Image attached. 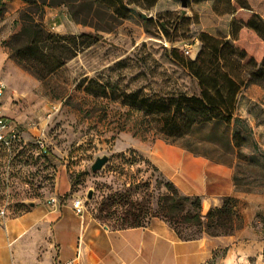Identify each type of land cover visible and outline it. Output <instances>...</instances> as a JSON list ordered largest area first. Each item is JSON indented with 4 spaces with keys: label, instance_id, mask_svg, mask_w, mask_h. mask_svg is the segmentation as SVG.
I'll return each mask as SVG.
<instances>
[{
    "label": "rangeland",
    "instance_id": "1",
    "mask_svg": "<svg viewBox=\"0 0 264 264\" xmlns=\"http://www.w3.org/2000/svg\"><path fill=\"white\" fill-rule=\"evenodd\" d=\"M150 1L134 0L123 20L111 19L110 11L100 7L91 20L98 30L83 25V31L101 38L44 80L12 59L0 67L5 87L0 116L13 131L3 134L16 133L8 145L0 146V221L20 214L30 202L44 205L57 198V182L66 178L70 191L57 200L82 198L85 211L109 228L118 226L115 219L135 201L146 211L141 213L145 224L151 213L161 215L166 188L158 169L140 153L143 145L151 149L163 140L187 141L203 153L235 161V191L228 204L232 230L221 235L230 241L220 244L211 259L201 264H264V76L257 74L242 87L234 111L236 123L197 124L186 131L189 137H177L171 124L180 115L178 101L181 95L197 96L199 88L196 79L167 56L168 50L175 49L194 60L202 46L201 35L230 37L232 19L246 21L251 13L264 19V0H247L251 11L233 13H225V0H188L187 7H181L179 0H156L149 6ZM1 3L0 35L7 37L20 23L18 15L4 16ZM59 6L69 14L66 5ZM42 24L52 32L48 23ZM11 35L0 38L5 50L3 42ZM184 44L191 55L183 52ZM234 45L257 64L264 57V41L245 26ZM38 140L44 143L45 153ZM103 155L108 161L92 172L95 158ZM101 203H112L116 212L100 211ZM204 207L201 203L203 222L212 209ZM204 228L183 225L180 235L209 236Z\"/></svg>",
    "mask_w": 264,
    "mask_h": 264
},
{
    "label": "crops",
    "instance_id": "2",
    "mask_svg": "<svg viewBox=\"0 0 264 264\" xmlns=\"http://www.w3.org/2000/svg\"><path fill=\"white\" fill-rule=\"evenodd\" d=\"M1 1L4 16H17L26 5L23 0ZM62 10L60 6H45L43 23H48L54 33H84L83 25ZM18 27L16 22L11 34ZM9 35L0 38L7 39ZM225 38L230 39L227 35ZM10 62L7 50L0 45V67ZM238 99L239 94L236 102ZM197 146L187 141L163 140L151 149L143 145V153L139 149L138 152L179 193L199 197L203 210L205 204L209 208L219 207L235 191V161L215 158ZM69 191L70 181L61 178L54 195L59 198ZM229 241L228 236L182 240L159 217L149 219L143 226L113 229L98 222L88 211L77 215L70 200L59 199L54 206L29 205L20 214L0 221V264H201L211 259L220 244Z\"/></svg>",
    "mask_w": 264,
    "mask_h": 264
},
{
    "label": "trees",
    "instance_id": "3",
    "mask_svg": "<svg viewBox=\"0 0 264 264\" xmlns=\"http://www.w3.org/2000/svg\"><path fill=\"white\" fill-rule=\"evenodd\" d=\"M1 1V0H0ZM26 5L18 12L19 29L15 31L7 42H3L8 56L24 70L39 80H44L61 68L68 60L77 56L85 48L97 42L101 36L92 33L78 35H59L48 31L42 24L45 6L66 5L70 17L75 23L89 25L98 30L91 22L97 16L100 7L110 11L114 20H123L128 15L127 5L134 0H24ZM156 0H151L152 6ZM225 13L236 12L237 9L251 11L247 0H225ZM4 7L3 1H1ZM90 19V20H89ZM245 26L255 32L264 41V20L257 14L251 13L246 22L233 19L230 24V39L226 36L201 35V49L194 60H188L182 52L175 49L167 51L171 61L182 67L188 74L196 79L199 93L192 97L181 95L178 101L180 115L174 117L171 126L176 128L174 134L181 137L192 126L202 123L223 121L229 125L236 123L234 111L236 98L242 87L252 77L264 76V57L257 64L253 58H247L246 52L232 43L236 40L238 32ZM159 27L167 31L166 25L159 21ZM168 32V31H167ZM208 39L207 41L204 38ZM244 73V75H242ZM156 109L155 103H152ZM160 114L163 105L159 107ZM186 136V135H185ZM175 142V141H169ZM0 146L3 143L0 142ZM166 191L162 195L161 215L150 214L149 219L159 217L166 221L182 240H192L195 237H181L180 230L183 225L205 227L204 232L209 236L230 234L229 197H225L221 206L209 210L203 222L200 214V198L182 195L175 186L164 182ZM126 202V201H125ZM133 206H132V205ZM130 209H125L123 214L115 219L117 227L124 229L143 226L141 218L146 211L140 208L139 203H130ZM111 204L101 203L100 211L107 215L114 214ZM141 213H143L141 215ZM147 220V221H148ZM264 251V245H263Z\"/></svg>",
    "mask_w": 264,
    "mask_h": 264
},
{
    "label": "built area",
    "instance_id": "4",
    "mask_svg": "<svg viewBox=\"0 0 264 264\" xmlns=\"http://www.w3.org/2000/svg\"><path fill=\"white\" fill-rule=\"evenodd\" d=\"M189 48L190 47L188 44H184V47L182 50L185 54L191 55L192 51ZM4 90H5L4 84L0 82V97L3 95ZM51 109L53 110L56 109V106L51 107ZM4 130H10V129L8 127V123L6 122V120L0 116V142L3 143L4 145H8L9 141L16 136V133H11V135L7 137L3 134ZM10 132H13V131L10 130ZM37 145L39 146V148L41 149L43 153L46 152V147L43 142L38 140ZM56 202H57V198L51 197L46 201V204L49 206H54ZM72 207L77 215L82 216L83 213L85 212V205H84L83 199L80 197H77L72 201ZM1 213L4 214V211H2Z\"/></svg>",
    "mask_w": 264,
    "mask_h": 264
},
{
    "label": "water",
    "instance_id": "5",
    "mask_svg": "<svg viewBox=\"0 0 264 264\" xmlns=\"http://www.w3.org/2000/svg\"><path fill=\"white\" fill-rule=\"evenodd\" d=\"M180 1V5L181 7H187L188 5V0H179ZM140 16L143 18V19H147L148 17L146 15H144L143 13H140ZM108 161V157L103 155L101 157H96L94 162L92 163L91 165V171L92 172H95V171H99L103 166L104 164ZM87 197L89 199H91L92 197V191H89L87 193ZM30 206H33L34 203L33 202H30L29 203Z\"/></svg>",
    "mask_w": 264,
    "mask_h": 264
}]
</instances>
